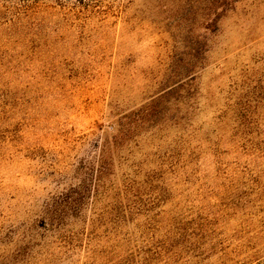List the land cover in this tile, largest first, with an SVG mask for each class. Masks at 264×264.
<instances>
[{
	"label": "rangeland",
	"instance_id": "1",
	"mask_svg": "<svg viewBox=\"0 0 264 264\" xmlns=\"http://www.w3.org/2000/svg\"><path fill=\"white\" fill-rule=\"evenodd\" d=\"M0 264H264V0H0Z\"/></svg>",
	"mask_w": 264,
	"mask_h": 264
},
{
	"label": "trees",
	"instance_id": "2",
	"mask_svg": "<svg viewBox=\"0 0 264 264\" xmlns=\"http://www.w3.org/2000/svg\"><path fill=\"white\" fill-rule=\"evenodd\" d=\"M71 208L68 207L67 209H69V212H74L75 210V207H74V204L71 202ZM122 209V208H121ZM117 216H120L121 214V210L120 208L117 207ZM60 213L56 214L55 217H52L49 219V222L47 223V226H49L48 230H50L51 228H60L61 224H62V213H64V211L66 210H63V208H61L60 210Z\"/></svg>",
	"mask_w": 264,
	"mask_h": 264
}]
</instances>
